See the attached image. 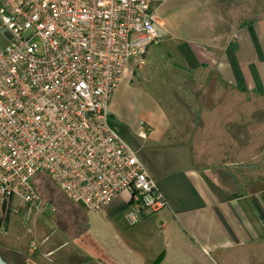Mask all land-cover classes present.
Instances as JSON below:
<instances>
[{"label": "crops", "instance_id": "1", "mask_svg": "<svg viewBox=\"0 0 264 264\" xmlns=\"http://www.w3.org/2000/svg\"><path fill=\"white\" fill-rule=\"evenodd\" d=\"M152 6L161 39L142 63L126 68L109 114L166 206L144 210L129 226L122 215L129 194L120 192L100 212L106 226L100 232L88 223V210L54 190L35 209L48 211L53 225L46 223L60 230L58 242L48 243V235L37 239L27 224V234L12 229L16 197L0 199V255L9 263L16 254L26 264L35 256L60 263L66 256H53L73 243L70 252L84 254L79 262L93 264H264V132L254 131V113L264 122V0H153ZM135 76L171 93L155 103L146 98L141 115L131 117L119 102Z\"/></svg>", "mask_w": 264, "mask_h": 264}, {"label": "built area", "instance_id": "2", "mask_svg": "<svg viewBox=\"0 0 264 264\" xmlns=\"http://www.w3.org/2000/svg\"><path fill=\"white\" fill-rule=\"evenodd\" d=\"M152 1L0 0L1 200L39 209L43 172L91 212L128 192L129 226L166 206L108 111L128 59L161 39Z\"/></svg>", "mask_w": 264, "mask_h": 264}, {"label": "rangeland", "instance_id": "3", "mask_svg": "<svg viewBox=\"0 0 264 264\" xmlns=\"http://www.w3.org/2000/svg\"><path fill=\"white\" fill-rule=\"evenodd\" d=\"M134 61H135V59L133 57H130L128 59L126 68L128 66L129 67L134 66ZM149 87H151V89ZM123 90H124V94H123L124 99L119 102V105L121 106L120 111L121 112L123 111L126 115L131 116V117H136V116L141 115L142 105L145 104L146 98L150 97L149 99L153 100L155 103V102H158V96L164 95L165 97H168L167 95H169L171 93L170 91H168L169 88H167V87H163V86L156 85V84L146 85L143 76L141 78H138L137 76H135L133 83L131 85L130 84L124 85ZM125 99H126V102L124 104ZM243 107H245V106H243ZM113 108H114V106L109 105L108 111L113 112L114 111ZM115 113H116V111H115ZM255 117L256 116L254 113V131L260 132L263 130V132H264V122L263 123L256 122ZM111 118H112V116H111ZM114 119L116 120L115 116H114ZM112 122H113L112 123L113 127L117 130V132L124 139L120 130H118V128L116 127L117 122H115L114 120H112ZM128 142H129V140H128ZM41 185L42 184H39L38 187H39L40 194L42 196V193L44 194V192H45V189H44L45 187L44 186L41 187ZM13 203L18 204V205L21 204V202L18 198H16ZM26 212H27V208L25 207V205H21V207H18L17 213L12 212V215H14V216L10 217V219H11L10 226L12 227V229H19L22 233L24 232V234H27L28 228L26 229L23 225V224H27L28 227L33 228L37 239H41L45 235H48V237H49V240L47 241L48 243L49 242H55V243L58 242V240H59L58 237L61 235L60 230L55 225H54V228L52 230L48 226V224L46 223V221H47L50 225H53V220L51 218L52 216L51 215H50V217L47 216V215H49L48 211L43 210V211L38 212L35 209H33L30 216L27 218L26 222L24 223L25 220H22V217L24 219V215L26 214ZM40 215L44 219L41 218ZM64 215L65 214L62 213V218L60 219V222L65 225V220L63 217ZM87 217H88V223L89 222L92 223L93 227L96 230H98L100 232L106 231V226L104 224L103 217L99 212H90L89 211V212H87ZM72 248L74 249L73 243H69V245L66 248L61 249L59 252H57L53 256V258H55L56 256H60V255L61 256L63 255V257L66 256L64 259H62V262H60V263L50 261L49 259H47L45 257L40 258V257H36V256L34 257V260L32 258H29L30 259L29 263H31V260L34 261V262H32V264H92L93 263V262H90L89 260H86V259H83V261L79 262L80 257L84 254H81V253L78 254L77 253L78 255H76L74 251L70 252ZM81 250H83V249H80V251ZM68 254L70 255L69 258H68ZM77 262H79V263H77Z\"/></svg>", "mask_w": 264, "mask_h": 264}, {"label": "trees", "instance_id": "4", "mask_svg": "<svg viewBox=\"0 0 264 264\" xmlns=\"http://www.w3.org/2000/svg\"><path fill=\"white\" fill-rule=\"evenodd\" d=\"M46 178V179H45ZM35 179L38 181H34L33 179V184L34 186L36 187V189L39 191V184H42V186H44L45 188V192L44 194L42 193V196L40 194V196L45 199V197L48 199V200H51L53 199L55 196H54V190H57V192L61 193L58 188L54 185V183L43 173V172H39L35 175ZM37 183V184H36ZM40 187V188H41ZM55 188V189H54ZM40 193V191H39ZM62 194V193H61ZM63 195V194H62ZM71 202V201H70ZM60 223V222H59ZM62 223H60V226H61ZM63 227V225L61 226ZM1 256V255H0ZM8 264H12V263H9L8 261L10 260L7 256H1ZM8 261H7V260ZM12 261H14L15 263L14 264H26L27 262V258L24 257V256H21V255H15L14 258H12ZM93 264V263H92Z\"/></svg>", "mask_w": 264, "mask_h": 264}, {"label": "water", "instance_id": "5", "mask_svg": "<svg viewBox=\"0 0 264 264\" xmlns=\"http://www.w3.org/2000/svg\"><path fill=\"white\" fill-rule=\"evenodd\" d=\"M0 264H8V263L0 256Z\"/></svg>", "mask_w": 264, "mask_h": 264}]
</instances>
